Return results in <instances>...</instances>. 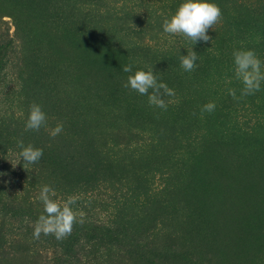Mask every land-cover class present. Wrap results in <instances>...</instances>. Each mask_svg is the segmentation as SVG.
Masks as SVG:
<instances>
[{"label": "rangeland", "instance_id": "obj_1", "mask_svg": "<svg viewBox=\"0 0 264 264\" xmlns=\"http://www.w3.org/2000/svg\"><path fill=\"white\" fill-rule=\"evenodd\" d=\"M141 1L0 0L13 40L0 56V182L19 192L34 183L54 190L89 182L94 190L105 180L113 190L103 193L102 214L117 224L112 241L74 237L79 226L70 234L80 243L55 232L44 241L36 235L45 229L41 217L11 219L0 200V247L11 242L0 248V264H62L61 256L71 255L57 247L65 241L75 244L73 252L102 245L103 264L264 261V81L241 95L233 56L254 51L264 72V1L251 0L246 10L236 0L216 3L222 15L208 35L215 33L217 52L163 31L183 0ZM192 50L197 66L185 71L181 57ZM128 64L131 73L123 71ZM148 68L171 90L159 92L166 108L126 87L130 75ZM208 103L215 104L211 112ZM33 104L46 113L38 131L25 127ZM57 125L72 141L52 135ZM21 141L43 150L37 163L20 160ZM95 159L97 169L87 171L84 164ZM139 193L146 197L141 208L131 204Z\"/></svg>", "mask_w": 264, "mask_h": 264}, {"label": "trees", "instance_id": "obj_2", "mask_svg": "<svg viewBox=\"0 0 264 264\" xmlns=\"http://www.w3.org/2000/svg\"><path fill=\"white\" fill-rule=\"evenodd\" d=\"M131 1L132 0H128ZM165 2L164 0H162ZM237 4L239 5V8H243L246 10V8H251L253 5L250 3L251 0H236ZM264 1V0H263ZM134 2H142L141 0H134ZM213 2L219 4L223 3L224 5L226 4V0H213ZM133 3V2H132ZM137 4V3H136ZM139 5V4H137ZM157 5V3L152 4V8H154ZM229 5V4H227ZM165 12V11H163ZM8 25L7 22L3 20V18L0 19V39L2 40V44H0V56L3 57L6 55V53L11 49L13 45V40L10 38V34L8 31L5 30V26ZM221 27L218 29L220 30ZM217 30V31H218ZM219 32V31H218ZM264 32V30L262 31ZM215 34V33H213ZM212 34V38L207 42V43H199L200 46L203 47L204 50H212L217 52L216 50L219 49L218 43L214 39ZM253 39V38H252ZM229 58V55L226 54H221L220 61H226ZM254 115V114H253ZM262 120V119H260ZM63 136L65 137L66 140H71V134H68V131L65 129H62V131L59 133V137ZM72 141V140H71ZM72 148L74 150L78 149L81 147V145H72ZM71 148V150H72ZM71 153L69 156V163L74 164V165H69L71 166V173H78L77 169H74L78 166L76 163V160L74 159L75 154L77 151H74ZM4 152V151H2ZM66 161V159H63ZM86 165V170H90L91 168L93 170L97 169L98 162L95 159V162L90 164V161ZM4 168V161L1 162L0 160V173L3 171ZM73 174V175H74ZM97 182H100L97 186V189H103V191L99 192V190L94 189V190H89V182H84V188L85 189H80L78 186H75L74 183H70L69 187L67 186H60L57 185L54 190L50 189L49 192V197L52 199L61 209H63L65 206H68L71 208L74 219L72 222V227L76 226L78 228L79 226V231L77 233H74V237H80L84 236L87 238L88 242L92 244V242L99 243L102 239H105V241H112L114 238L117 239V224L113 223L109 217H104L103 216V207L105 206V198H103V195L106 194L107 191L110 189L113 190V186L109 185L107 181L105 180H98ZM83 184V183H82ZM81 184V185H82ZM39 185V184H37ZM35 183L32 185L33 188H29V190H24V189H19V192H13L12 188L5 187L2 182H0V200L1 203L3 204V208L5 211H7L11 215L12 218H22L20 222H25L27 221L28 223H33L34 221H39L40 217H44V215L48 214L45 211V205L43 201L40 199V194L41 190ZM44 185V184H43ZM45 186V185H44ZM34 189V190H33ZM104 193V194H103ZM122 193V192H121ZM33 195V196H31ZM142 197L146 198L144 194H137L133 198V202L131 203L135 207L144 206V203H146V200L143 199ZM122 204L125 205L127 202V197L122 193L121 196ZM72 201L71 204L68 202ZM128 204L125 205L127 207ZM109 208V207H106ZM103 210V211H102ZM119 211L117 210L116 213ZM109 213V212H108ZM2 214V213H1ZM55 215V214H53ZM41 220V219H40ZM5 226L2 222L0 223V227ZM27 231H30L28 227ZM161 229H159V232ZM94 235L97 237L96 239L92 240ZM40 237L43 238L45 241L47 238H51V235L49 232H45V229L41 230ZM69 238L74 239V237L71 234H68ZM5 237L8 238V236L5 234ZM76 241V240H75ZM92 241V242H91ZM77 243H80V238L77 239ZM7 244L3 243V245L0 248H7L11 242L8 240L6 241ZM76 243V244H77ZM139 243V242H138ZM86 245L82 244L81 246ZM121 246V245H120ZM57 247H63L65 249V255L70 253V257L66 259L64 256H61V262L62 264H103L104 260L106 258V255L104 252H101V246H85L82 247L81 249H75L73 252V247H75V244L71 245L70 242L67 243L61 242L60 244L57 245ZM95 248L92 249L91 248ZM159 245H155L153 248L158 249ZM164 249V246H163ZM60 262V263H61ZM262 264H264V261H262Z\"/></svg>", "mask_w": 264, "mask_h": 264}, {"label": "clouds", "instance_id": "obj_3", "mask_svg": "<svg viewBox=\"0 0 264 264\" xmlns=\"http://www.w3.org/2000/svg\"><path fill=\"white\" fill-rule=\"evenodd\" d=\"M220 7L213 0H183L179 4L175 13L170 18L165 19L162 24V29L168 34H183L189 38L193 45L197 43H207L211 38L208 35V30L221 17ZM234 64L236 66L237 77L242 79L243 89L241 95H251L260 90L261 82L264 81V72H262V61L252 50L235 51L233 53ZM197 53L192 50L187 55L181 57V66L185 71H192L197 65ZM133 65L128 64L123 67L124 72L131 73ZM126 87H130L141 95H148L149 103L155 104L160 108H166L162 99L159 98L160 89H166L169 94L171 90L163 83H158L152 68L140 69L128 77ZM149 89L152 92L149 93ZM230 94L235 96V92L230 91ZM215 109L214 103L204 105V110L211 112ZM46 121V113L40 105L33 104L30 108L25 127L28 130L38 131ZM62 131V125L52 131L55 136ZM21 149L19 153L20 160L24 163L35 164L43 156V150L32 145L25 146L23 142H19ZM50 189L44 186L41 189L40 199L45 205V211L49 217H41V221L45 225V232H55L56 238L60 239L71 233L72 222L74 219L73 212L70 207L65 206L61 209L49 197ZM69 204L72 201L68 202ZM55 214V218L50 217ZM39 235V231L36 232Z\"/></svg>", "mask_w": 264, "mask_h": 264}]
</instances>
